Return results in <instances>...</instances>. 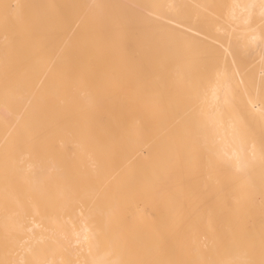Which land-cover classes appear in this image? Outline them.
I'll use <instances>...</instances> for the list:
<instances>
[{
    "label": "bare ground",
    "instance_id": "6f19581e",
    "mask_svg": "<svg viewBox=\"0 0 264 264\" xmlns=\"http://www.w3.org/2000/svg\"><path fill=\"white\" fill-rule=\"evenodd\" d=\"M261 4L0 0V262L258 261Z\"/></svg>",
    "mask_w": 264,
    "mask_h": 264
},
{
    "label": "snow or ice",
    "instance_id": "6c2138e0",
    "mask_svg": "<svg viewBox=\"0 0 264 264\" xmlns=\"http://www.w3.org/2000/svg\"><path fill=\"white\" fill-rule=\"evenodd\" d=\"M230 7L233 9L250 10L254 7V5L235 4ZM5 8H7L6 5H5ZM261 8H262V14H264V0H262ZM232 19L235 20L236 17L232 15ZM219 30L220 28H218V31ZM200 71L203 74L207 75L208 77L215 76L217 80L227 79L228 70L223 69L219 66L214 50L210 47L207 48L203 53ZM242 71L243 69L240 66L236 64L233 65V69H232L233 76H240L242 74ZM259 87L261 88L262 91H264V84H261ZM226 102H227V96H226ZM86 239L89 241L90 249L95 250L98 247L97 242H96V233L94 232L91 233L89 236L86 237ZM0 264H3V262H0ZM93 264H121V262L101 259L98 261H93ZM223 264H264V243H262L261 258L258 261L257 260H246V261H241V262L226 261V262H223Z\"/></svg>",
    "mask_w": 264,
    "mask_h": 264
},
{
    "label": "rangeland",
    "instance_id": "374dc122",
    "mask_svg": "<svg viewBox=\"0 0 264 264\" xmlns=\"http://www.w3.org/2000/svg\"><path fill=\"white\" fill-rule=\"evenodd\" d=\"M75 65H78L79 67H81V66H85L86 65V63L85 62H79V63H77V64H75ZM79 71H80V69H78ZM79 71H73L75 74H77ZM83 71L81 70V72L80 73H82ZM79 73V74H80ZM90 139V138H89ZM67 150H69L70 151V148L69 147H67ZM264 165V164H263ZM258 177V178H257ZM264 177V176H263ZM255 178H257V181L256 182H259V178L260 179H264V178H262L261 176H256ZM231 181V180H230ZM230 181H229V183H230ZM264 181V180H263ZM263 181H261L260 180V182L259 183H262ZM228 183V184H229ZM232 183V182H231ZM264 183V182H263ZM227 184V183H226ZM225 184V185H226ZM261 190H263V188H261ZM248 195H249V193H247ZM246 194V196H247V198L249 197L248 195ZM230 195V194H229ZM248 205V204H247ZM246 207V206H245ZM248 207V206H247ZM246 207V208H247ZM221 209H223V210H226V208H221ZM247 210H249V207H248V209ZM261 209H260V207H256V208H254V212H255V216H254V219L256 220V221H260V219L259 218H257V215H258V212L260 211ZM257 218V219H256ZM227 224V222H225V220H220V221H218V231H217V234L218 235H226V233H224L223 231L224 230H221L222 229V226L224 227V225H226Z\"/></svg>",
    "mask_w": 264,
    "mask_h": 264
}]
</instances>
